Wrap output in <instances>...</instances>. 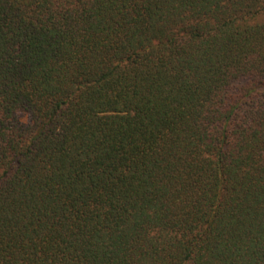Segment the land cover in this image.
Listing matches in <instances>:
<instances>
[{"label": "trees", "instance_id": "obj_1", "mask_svg": "<svg viewBox=\"0 0 264 264\" xmlns=\"http://www.w3.org/2000/svg\"><path fill=\"white\" fill-rule=\"evenodd\" d=\"M0 264H264V0H0Z\"/></svg>", "mask_w": 264, "mask_h": 264}]
</instances>
